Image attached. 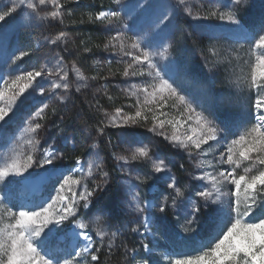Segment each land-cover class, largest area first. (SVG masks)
Here are the masks:
<instances>
[{
    "label": "rangeland",
    "instance_id": "obj_1",
    "mask_svg": "<svg viewBox=\"0 0 264 264\" xmlns=\"http://www.w3.org/2000/svg\"><path fill=\"white\" fill-rule=\"evenodd\" d=\"M97 2L100 5L99 11H120L121 19L111 24L99 21L88 22L89 15L97 12L94 8ZM78 3L90 7L84 17L85 22L95 33L90 47L85 46L86 36L83 31H78L79 25L72 24L76 13L72 7ZM78 3L65 5V11L71 10L72 16L65 15L63 25L59 21L42 20L36 14H30L26 8H19L4 22H0V77L12 79L24 71L39 70L42 67L55 70L57 67L67 66L69 81L72 83V88L67 93L62 89L53 92L51 83L53 80H58V77L43 75L37 78L33 87L25 93L27 99L21 97L24 103L18 102L14 114L10 113L11 119L6 124H0V162H2L6 156L12 155L17 145L23 144L20 137L32 114L43 104H48L47 119L39 121L44 125L39 133L41 150L52 146L62 154V158L56 160L53 165H45L43 168L34 165L23 176L9 177L5 184L0 185V194L5 196L4 202L9 206L30 205L55 195L54 189L59 186L60 171L66 174L75 167V162L71 164L73 159L66 149L77 147L85 153L82 157L84 161L102 163L104 170L108 172L107 186L96 190L90 208L87 210L81 208L78 213L89 223L90 234L96 240L98 247L101 242L91 229L96 227L99 218L100 222L107 225L109 232L118 230L122 235L126 226L125 241L136 251H131L130 258L123 257L124 264H136V261L143 259L149 260V264H167L164 257L169 253H195L200 250L202 243L207 244L215 236L218 226L227 218L228 197L223 198V204L203 206L204 202L195 196V192L206 185V182L194 179L204 171L195 166L200 157H190L184 150L173 146L164 136L149 131L148 129L152 127L150 120L132 127H105V135L98 134L97 129L107 123L105 111L111 114L117 107H122L125 112L135 110L130 107L135 102L134 98L130 99L124 89L129 88L131 84H140L149 79L123 77L121 73L125 62H130V58L121 57L118 51L112 48L105 49L104 45L108 43L110 37L116 36L119 31H124L128 37H139L153 52L161 51L168 46V59L157 57L160 67L171 76L174 86L188 97L198 111L204 112L224 130L221 133V141L224 144L254 122L253 104L256 93L237 87L234 83L235 74L232 71L235 64L234 50L239 49L240 54L244 56L250 47V42L246 41L242 34L233 32L234 26L225 21L196 20L185 12L187 7L191 8L194 15L197 13L204 15L215 4L221 5L222 10L228 11L229 9L223 6L228 5L229 0H186L185 5L177 4V0H120L119 4H115L113 0H79ZM4 5H9V0H0V10H3ZM47 10H50V7ZM232 10L238 12L240 20L244 19L247 25L243 24L250 32L259 34L258 29L264 24V0H242V3L233 6ZM165 16L168 20L161 23ZM182 21L185 29L180 30ZM60 31L68 34L66 41L55 45L50 43ZM182 34L192 38L195 47L194 50H185L182 55L179 53V56H176L174 51L176 52L178 47L177 38ZM211 46H215L218 56H211L209 52ZM85 48H89L90 51H84ZM20 52H26L27 55L16 59ZM192 57L196 58L195 63H192ZM247 58L245 56V59ZM73 61L84 76L89 78L88 86L81 88L79 92L76 91V86L85 81L76 80L75 73L71 71ZM109 61H111L110 65ZM118 61L122 62L118 63ZM191 67H195L197 72L189 73L186 69ZM92 77L96 79H91ZM40 88L45 89L43 95L40 94ZM58 95L64 96L63 101L57 98ZM109 96L112 97L111 100L108 99ZM79 99L89 107L95 121L93 126L83 119ZM165 131L170 134L172 130L166 127ZM100 142H104L112 153L120 192V208L125 217L123 229H115L116 227L111 226L108 211L100 202L103 191L111 182L110 168L104 165ZM94 143L97 146L93 148ZM143 145L149 147L153 160H165L169 170L154 172L151 160L136 161L126 165L113 155V153L128 155L133 148ZM219 151H223L222 146L218 149L217 155ZM39 156L40 153H37L38 158ZM177 157L183 158L186 165L187 176L183 181L173 172V166L178 163ZM226 167L227 165L222 166V168ZM136 176L142 178L146 176L147 182L141 183L136 180ZM172 177L176 178L177 186L184 190L185 195L177 200L175 208L171 206L169 200L165 212L161 213L159 206L163 197L175 195L172 189L167 188ZM100 179V174L97 173L88 181L89 188L94 189ZM37 180H43V184L34 186L32 183ZM134 191L140 193L142 202L146 201L150 205L148 212L150 231H145L142 226L139 232L131 231V227L141 219L133 207L132 192ZM225 191H228V187ZM147 195L149 197H145ZM194 204L200 207V211L195 213V223L189 225L187 221L193 219ZM168 211L174 216L173 225L167 221ZM73 227L70 221L56 226L58 236L63 239L53 243L61 249L71 250ZM185 228L195 230L185 231ZM107 244L108 239L105 238L103 245L107 246ZM144 244H148L150 251H145Z\"/></svg>",
    "mask_w": 264,
    "mask_h": 264
},
{
    "label": "snow or ice",
    "instance_id": "obj_2",
    "mask_svg": "<svg viewBox=\"0 0 264 264\" xmlns=\"http://www.w3.org/2000/svg\"><path fill=\"white\" fill-rule=\"evenodd\" d=\"M74 2L78 3L79 0H9L10 6L4 5L3 10H0V22H4L19 8H26L30 14H36L42 20L59 21L63 25L65 15L72 16L71 10L65 11V5ZM113 2L119 4L120 0ZM185 3L186 0H177L179 5ZM241 3L242 0H229V4L223 6L227 7L228 11L215 4L204 15H194L191 8H185L186 14L192 19H215L233 25L232 31L242 34L243 38L250 42L244 56L240 54L239 49L234 50L235 64L232 71L237 87L256 93L253 104L254 122L224 144L221 141V133L224 130L204 112L198 111L188 97L174 86L171 76L160 67L157 57L167 60L168 46L153 52L139 37H128L124 31L110 37L104 45L105 49L112 48L118 51L121 57L130 58V62H125L121 73L123 77L149 79L124 89L130 99L134 98L135 102L130 107L135 110L125 112L122 107H117L111 114L105 111L107 123L97 129L98 134L105 135V127H132L150 120L152 127L149 131L164 136L173 146L184 150L190 157H200L195 166L204 171L194 179L206 182V185L197 190L195 196L204 202L203 206L223 204V198L228 197L229 213L218 226L215 236L207 244L202 243L200 250L195 253L176 252L165 255L167 264H264V24L258 29V35L250 32L241 22L238 12L232 10L233 6H239ZM49 7L50 10H47ZM41 13L43 15H40ZM120 19V11L101 10L90 14L88 22L111 24ZM167 20L168 17L165 16L160 22ZM79 23H84V20L81 19ZM67 35L66 32L60 31L50 43L55 45L65 42ZM84 51L90 49L85 48ZM209 52L213 57L218 56L215 46H211ZM25 55L26 52H20L16 59ZM245 56L248 58L245 59ZM120 62L122 61H118ZM108 63L110 65L111 61ZM71 71L75 73L76 80L85 81L76 86V91L86 88L89 78L79 70L75 61L71 63ZM43 75L58 77V80L51 83L53 92L62 89L67 93L72 88L67 66H60L55 70L42 67L39 70L24 71L12 79L0 77V124H6L11 119L10 113L14 114L18 102L24 103L21 97L27 99L25 93L33 87L37 78ZM44 93L45 89L40 88V94ZM57 98L63 101L64 96L58 95ZM108 99L111 100L112 97L109 96ZM48 108V104H43L32 114L20 137L23 144L17 145L12 155L6 156L0 162V185L5 184L9 177L23 176L34 165L43 168L62 158V154L52 146L41 150L39 133L44 125L39 121L47 119ZM166 127L171 128L170 134L165 131ZM205 145L208 147L205 148ZM96 146L95 143L92 145L93 148ZM221 146L223 151H219L217 155ZM37 153H40L39 158ZM113 155L126 165L151 160L154 172L169 170L165 160L152 159L147 145L133 148L128 155ZM223 165L227 167L222 168ZM180 167L183 168V165ZM97 173L100 174V182L95 184L94 189H90L88 181ZM107 177L108 172L104 170L102 163L84 161L82 157L77 156L75 167L66 174L60 171L59 186L54 189L55 195L30 205L9 206L4 202L5 196L0 194V264H97L105 238L108 239L107 248L111 254L112 249L116 247L115 241L120 235L119 231L109 232L107 225L98 218L96 227L91 229L101 242L98 247L90 234L89 223L78 215L81 208H90L96 190L107 186ZM136 180L146 183L147 177L136 176ZM226 187L228 191H225ZM167 188L172 189L175 195L163 197L159 206L161 213L165 212L169 200L175 208L177 200L185 195L184 190L177 186L175 177L171 178ZM132 201L134 210L141 219L131 227V231L139 232L141 226L145 231H150V205L141 201L138 191L132 192ZM199 211L200 207L194 204L193 219L187 221V224L195 223V213ZM66 221H70L74 226L71 232V250L61 249L53 243L63 239L58 236L56 226L63 225ZM189 230L195 229L185 228V231ZM124 247L127 251V246ZM143 248L150 251L148 244H144ZM131 251L135 252L136 249ZM136 264H149V260L136 261Z\"/></svg>",
    "mask_w": 264,
    "mask_h": 264
},
{
    "label": "trees",
    "instance_id": "obj_3",
    "mask_svg": "<svg viewBox=\"0 0 264 264\" xmlns=\"http://www.w3.org/2000/svg\"><path fill=\"white\" fill-rule=\"evenodd\" d=\"M99 6L100 5L98 2L94 5V8L97 10V12L100 10ZM89 8H90L89 5L85 6L83 5V3H78L76 5H73L72 7L73 11L76 12L75 18L73 19L74 21H76V23H72V24L79 25L78 31L84 32L86 36V41H85L86 47H90V45L93 43V39L95 38L94 30L84 20V17L86 16L85 12H87ZM81 19L84 20V23H79ZM241 22L247 25V23L244 21L243 18L241 19ZM182 24L183 25L179 27L180 30L185 29V24L183 21H182ZM177 45H178L177 50L176 52L174 51V54L176 53V56H179V53H181L182 55V52L185 50H194V47H195L193 43V39L190 38L188 35H183V34L178 35ZM195 62H196V58L192 57V63H195ZM186 70L189 73L197 72L195 71V67H191ZM78 101H81L79 104L81 105V111L84 117L83 119L86 121L87 124L93 126L95 121L93 120L92 113L90 112L89 107L85 105L83 100L79 99ZM66 150L68 154L72 156V159H73L71 162L72 165L75 162V157L77 156L83 157L85 154L81 152L80 149H78L77 147H67ZM100 150L103 155L104 165L110 168L109 172L111 174V182L109 186L103 191V194L100 197V202L103 205V207H105L108 211V219L110 220L111 226L114 228L116 227L115 229L117 228L123 229L125 217L120 208L121 207L120 201H119L120 192H119V186L117 184V179H116V169L113 165V159L111 157L112 153L107 149V146L104 142H100ZM177 158H178V161H177L178 163L173 166V172H174V175L178 179L183 181V180H186L185 178L187 176L186 175L187 174L186 165H185L183 158L181 157H177ZM181 164L183 165V168L180 167ZM145 197H149V196L147 195ZM167 221L169 224H172V225L175 222L174 216L170 211L167 212ZM126 229L127 228L125 226L124 233L117 237L118 240L115 242L116 247L112 249L111 254H109V250L107 246L101 247L100 253H99L100 259L97 262V264H124L123 257L130 258L132 247L125 241ZM125 245L127 246V251L124 247ZM130 264H133V263H130Z\"/></svg>",
    "mask_w": 264,
    "mask_h": 264
},
{
    "label": "bare ground",
    "instance_id": "obj_4",
    "mask_svg": "<svg viewBox=\"0 0 264 264\" xmlns=\"http://www.w3.org/2000/svg\"><path fill=\"white\" fill-rule=\"evenodd\" d=\"M45 179V178H44ZM32 183V182H31ZM34 186H41L43 184V180H37L32 183Z\"/></svg>",
    "mask_w": 264,
    "mask_h": 264
}]
</instances>
